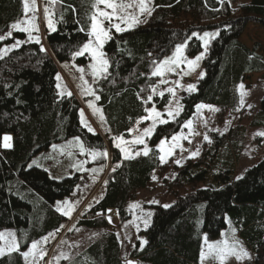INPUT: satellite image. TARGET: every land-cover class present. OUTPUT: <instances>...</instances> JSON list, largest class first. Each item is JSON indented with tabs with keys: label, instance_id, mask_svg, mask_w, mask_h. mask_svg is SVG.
<instances>
[{
	"label": "trees",
	"instance_id": "obj_1",
	"mask_svg": "<svg viewBox=\"0 0 264 264\" xmlns=\"http://www.w3.org/2000/svg\"><path fill=\"white\" fill-rule=\"evenodd\" d=\"M93 2L57 0L56 30L46 31L47 47L40 39L46 52L39 50L40 44L27 42L26 32L18 30L0 42V49L17 40L24 42L0 59V231H14L21 251L32 241L64 228L69 218L56 210L57 201L70 197L80 179V173L53 178L42 167H29L32 160L52 145L77 136L86 147L106 149L100 134L89 133L81 125L78 98L58 97L55 79L59 67L72 60V52L89 39ZM152 8L146 23L122 33L114 31L103 49L112 64L111 75L94 88L110 130L112 165L119 162L121 166L108 173L103 197L79 220L78 226L83 228L106 226L102 218L108 209L118 211L121 223L132 219L136 192L148 187L154 172L163 170L157 149L160 139L178 133L195 114L197 104L215 106L220 112L235 111L240 101L239 85L249 75L264 72L259 45L250 48L241 41L249 23L264 27V0H249L237 7L227 0L223 4L218 0H153ZM23 17L22 0H0V33ZM81 26L85 31H79ZM205 31L219 35L209 45L205 75L197 90L182 99L181 115L156 129L149 142V156L122 160L112 137H129L128 130L147 116L146 107L150 109L154 103L163 111L170 98L155 96L147 105L137 98L141 89L140 95L146 98L150 85L158 82L159 77H151L156 66L153 60L163 61L192 32L202 36ZM201 50L202 41L195 37L185 48L190 57ZM76 60L86 66L89 57ZM250 124L264 126V97ZM246 132V127L238 124L226 135L214 133L198 160L176 167L175 178L164 180L165 186L176 190L175 202L167 208L155 207L151 224L143 230L147 243L142 250L135 248L131 258L149 264H201L204 237L217 239L229 220L251 250V264H264V159L240 179L235 177ZM5 135L12 137L10 148L2 145ZM121 253L117 233L110 232L69 264H125ZM0 264H25V260L14 253L0 258Z\"/></svg>",
	"mask_w": 264,
	"mask_h": 264
},
{
	"label": "rangeland",
	"instance_id": "obj_2",
	"mask_svg": "<svg viewBox=\"0 0 264 264\" xmlns=\"http://www.w3.org/2000/svg\"><path fill=\"white\" fill-rule=\"evenodd\" d=\"M227 1L229 2V0ZM248 1L249 0H230L229 3L232 7H237ZM35 2L38 9L36 12L37 19L35 23L38 26L39 31H33L32 35L34 37L39 36V38L44 42V46L47 47L45 43V33L46 31H49V29L47 27V19L44 13V7L46 5L48 6L49 18L52 20L54 26L56 27V22L54 20L55 4L50 3V0H35ZM116 2H120V0H116ZM123 2L129 3L132 2V0H123ZM152 3L153 0H151L149 4L151 8ZM100 8H104V6L100 5ZM107 11H111V9H107ZM129 11L133 12L137 10L129 9ZM31 15L32 13L28 14L29 17H31ZM22 19H25V17H23ZM140 19L144 20L145 17H141ZM23 26L27 27L28 25L25 24ZM107 26V22H105V27ZM121 27H126V25L121 24ZM9 31H11L13 34L15 29L9 28L7 32L0 33V36H6ZM114 31L115 29L113 28L110 34L112 35ZM26 35L28 37L27 33ZM241 41L250 48H253L255 45H259V50L264 54V27L255 23H249L241 37ZM4 48L9 49L8 53L13 50L12 45L6 46ZM174 52L166 56L165 59L172 58ZM202 52H204L203 42L202 50L200 53ZM206 54L199 61L198 66L194 67L193 69H190L187 65V62L185 61L184 63H181L179 67L175 69L174 72L165 73L164 78L169 81L168 84H159V77L157 82V84H159V88L157 89V92H159L160 90H164L167 87H174L176 90V99L180 100V104L182 106L183 111L182 99L184 98V96L190 94L185 89L189 84H195L197 87L198 83L201 80L200 74L203 73L205 75L204 60ZM85 55L89 57L86 66L78 63L76 58L75 60L72 59L59 67V74L61 76V80L59 81V83L61 84V88L59 89V91H64L65 93L70 91L72 95L78 98L81 103V109L84 110L85 118L87 119L91 127L94 129V132L100 134L103 137L106 144L108 157L106 160L98 159L97 161L92 162L88 156L80 154L79 148L72 138L61 144L55 145V148L52 147L49 151L44 152L35 157L33 159L36 161L35 164L31 162V167H42L48 170L51 177L56 179L80 173L79 183L77 184V186L79 187L76 186L74 190L75 195L72 194L70 197L60 201L63 202L65 200H68L69 202L73 203L79 201V203L75 204L74 210L71 213V218L67 217L69 218L68 223L64 225L63 229L56 232L55 237H52L50 234L46 236L48 237L47 243L43 242V238L41 240H38L41 241L40 248H42L46 252V255L42 260H38L37 264H69L70 262L75 260L78 255L84 252L92 243L101 239L105 234H108L110 232H115L118 235L122 247L121 256L125 264H127L128 261H132L134 262V264H149L147 262H142L137 259L131 258L132 251L139 246L141 247V241L145 240L143 238V230L145 228L141 219H138V217L143 216L145 212H151L154 215L156 206L164 207V205H171L175 202L176 196L174 195V193L176 190L172 188L170 190L167 186H165L164 182L165 179L175 178V176L177 175L176 167H181L177 166L173 162L174 160L179 159L181 161L182 167L187 165L190 160H198L205 151L206 146H209L211 144V142L209 143L204 141L203 137L205 134H207L210 138V141H212V135L214 133H217L219 135H221L220 133H223V135H226L230 132L232 128L236 127L238 124L244 125L246 127L247 132L242 155L239 161L237 162L235 177H243L247 170H249L264 159V136L257 135V133L259 132H264V126L251 127L250 124L252 118L258 113L261 101L264 97V72L253 73L249 75L241 83L244 85V88L241 89L240 87H238L240 101L239 107L235 111L220 112L215 110L217 109L215 106L207 105L211 106V108L205 107L199 113H197L196 111L193 117L191 118L193 120V124L191 126V134H189L188 128H181L179 132L176 133L179 134L181 131H183L184 135L187 136V139L180 140L177 146L174 147L173 155L166 157L167 163L162 164L163 170H158L154 172L152 180L148 187L136 192L135 199L132 201L131 205L135 203L140 205V207H131L134 210V216L132 217V219L125 223H121L119 221L118 215H116V211L112 210L111 213L107 212L102 218L106 222V226L88 229L78 226L79 220L83 218V215H81V213L84 214L93 205L97 204V202L101 200L105 193L106 177L114 166L111 162L112 150L109 142V137L107 135L110 133V130L106 123L103 110L101 107L98 106L95 96L82 95V88L84 87V82L80 79L81 73L77 71L76 67H74V65H79L80 67H83L85 69V79L88 81V85L94 87V85L92 84L90 69L88 68V65L91 63V59L88 54ZM183 55L187 58V60L194 59L197 56H188L185 52V49ZM65 64H67V67H65ZM177 81L179 82L178 84L176 83ZM242 92L243 104L241 103ZM165 95L170 96L169 100L172 99L170 94L166 93ZM156 96L159 95L157 94ZM86 101L91 102L93 106L99 108L101 112H98L94 115L93 110L88 107V103H86ZM249 105H251V107H249ZM160 112L165 113V110H161ZM101 114L104 117L103 121H101L100 119ZM163 118L168 119L166 113L164 114ZM151 123V120H145L139 124L137 123L132 129H137L138 131H133L132 133H130L129 137L123 136L125 140L129 141V145L126 146L132 148L133 150L142 149L144 145L133 146L131 144V141L134 140L137 135H140L145 127H149ZM159 126L160 125L158 124V126L154 129V133ZM213 129H215V131H213ZM152 136L150 138L145 137V141L148 147ZM189 140L191 141V143L188 142ZM3 143L4 141L2 142V145ZM10 143L12 145V139ZM171 143L172 142L169 138V140L165 143V148H168L169 144ZM181 146L184 149H187V151L182 152ZM197 149H199V155L195 158H188L190 152L196 151ZM69 153H71V155H69ZM161 154L162 153H160V155ZM81 162H83V167L85 170L77 171L76 166L80 165ZM101 165H103V170L101 172L90 171L91 169L98 168ZM153 177H155V179ZM150 201H157L158 203H150ZM60 207L62 209L66 208V206L63 204H61ZM109 215H111L112 217V223H109ZM153 215L151 217V221ZM151 221L149 225L151 224ZM136 225H139V229H137ZM69 229H71V231H69ZM3 231L14 232L12 230ZM225 239H227L229 243L233 242L234 240L239 241L240 245H242L246 250L251 253V250L238 235L229 220H227V228L221 233V235L214 240L208 239V242L217 243L222 242ZM134 245L135 247H133ZM26 250H28V247ZM202 250H206L205 244L203 245ZM29 261L31 262V257L29 258ZM252 262L253 259L251 261H244L243 264H251ZM213 263H219V261L213 260L212 258H209L206 261L201 260V264ZM226 264H241V262L237 261L235 257H229L226 261Z\"/></svg>",
	"mask_w": 264,
	"mask_h": 264
},
{
	"label": "snow or ice",
	"instance_id": "obj_3",
	"mask_svg": "<svg viewBox=\"0 0 264 264\" xmlns=\"http://www.w3.org/2000/svg\"><path fill=\"white\" fill-rule=\"evenodd\" d=\"M57 0H50V3L55 4ZM151 0H132V2L125 3L123 0H120V2H116V0H94L92 4V8L94 9L93 13L89 17L90 20V26L89 31L87 32V35L89 36V39L87 42H84L82 45H80L77 50L72 52V59L75 60L78 57H82L85 54H88L91 59V63L88 65V68L90 69V75L92 77V84L98 86L101 80H106L111 75L109 72V69L112 67V64L110 63V59L108 58L107 54L103 51L104 46L106 42L110 41L112 39L111 30L114 28L117 33H122L126 30L131 29L135 25L144 22H147V17H151L153 8L149 6ZM219 3L223 4L224 0H218ZM230 2V0H229ZM23 5V13L25 19L16 21L10 25L11 29H15L18 31L26 32L28 34V41L32 42L34 41L37 44H40V51L46 52V49L41 44L39 36H33V31H39L38 26L36 25L35 21L37 19L36 12H37V5L35 0H22ZM100 5H103L104 8H100ZM107 9H111V11H107ZM129 9H136L137 11L130 12ZM73 12H75V9L73 8ZM29 13H32L31 17L28 16ZM44 13L45 17L47 19V27L49 29V32L55 31L56 28L52 22V20L49 18V11L48 6L46 5L44 7ZM141 17H145L144 20H141ZM118 21V22H114ZM105 22H107V27H105ZM79 24V21H77ZM27 24L28 26L25 27L23 25ZM121 24H125L126 27H121ZM79 31L83 32L85 31L84 28L81 26L79 28ZM219 33H209L205 31L203 35L196 32H192L190 37H187L183 43L177 44L175 46V52L172 58H166L163 61H155L153 60V64L156 65L154 70L151 72V77H160L159 84H168L169 81L165 79V73H171L174 72L177 67L181 63L187 62V65L190 69H193L194 67H197L199 64V61L203 58V56L206 54L208 47L211 43V40L215 39L216 36H218ZM12 32L9 31L6 36H0V42H3L5 39L11 38ZM195 37L197 39L202 40L203 42V48L204 52L197 55L194 59L187 60L186 57H184V49L188 46L189 40ZM22 43L19 40H17L13 45L12 48L16 49L19 48ZM9 49L4 48L0 49V59H3L5 55H7ZM149 56H151V53H149ZM251 59V57H250ZM65 67H67V64H65ZM76 67L77 71L81 73L80 79L84 82V87L82 88V95H88V96H95L96 100L100 99L99 95H96V89L92 86L88 85V81L85 79V69L83 67H80L79 65H74ZM203 73L200 74V78H203ZM55 79L57 80L56 88L59 90L61 88V84L59 81L61 80V76L59 73L56 74ZM179 83L178 81L176 82ZM159 84L156 85H150L151 92L147 97H143L140 95L141 92L144 91V89H141L140 92L137 93V98L142 101L143 104L147 105L150 102H153L154 96L157 94L161 99L164 98L165 94L168 93L171 95L172 99H170L166 105L165 113L167 114L168 119H164L163 116L165 113H162L158 111L155 107V104L153 103L152 107L145 108V112L148 113L147 116L140 118L137 123H141L145 120H151V125L149 127H145L142 130V133L140 135H137L134 140L131 141V144L134 145H144L142 149H135L133 150L130 147H127L126 145H129V141L125 140L123 136L119 137H112L114 142V147L119 149V151L122 154V160H133L137 157L143 155L144 157L149 156V153L151 149L148 147L145 137H151L154 134V129L159 125L167 124L169 122H175L177 121V118L181 115L182 112V106L180 104V100L176 99V90L174 87H167L164 90H160L157 92V89L159 88ZM241 89L244 88V85L241 84L239 86ZM187 92L192 93L197 90L195 84H189L187 88L185 89ZM57 95L60 99H63L65 95L71 96L72 93L68 91L65 93L64 91H58ZM182 99V98H181ZM88 103V107L93 110V114L95 115L98 112H101L99 108H96L93 106L91 102L86 101ZM241 103L243 104V92L241 93ZM196 111L199 113L202 109L205 107L211 108V106L204 105L203 103L197 104ZM251 107V105H249ZM216 111H219V109H215ZM80 116V122L81 125L87 129L89 133H93L94 129L91 127L87 119L85 118L84 110L81 109L79 111ZM101 121L104 120L103 115H100ZM192 124L193 120L188 119L181 128H188L189 134L192 133ZM129 133H132L133 131H138L137 129H129ZM215 131V129H213ZM223 135V133H220ZM259 136H264V132L257 133ZM11 137L5 135L3 137V147L4 148H10L12 147L10 141ZM187 139V136L184 135L183 131H181L179 134H173L170 137L171 144H169L168 148H165L166 141L169 140V137H163L160 139L159 144L157 146V149L161 155L158 156L159 161L161 164L167 163L166 157H169L173 155V149L177 146L180 140ZM204 141L211 142L210 138L207 134L203 137ZM75 144L79 148V152L81 155H86L90 158L92 162L97 161L98 159H104L106 160L108 157L107 150H99L92 147H85L84 142L81 140L79 136L73 138ZM191 143V141H188ZM51 147L55 148V145H52ZM181 151H187V149H184L181 146ZM71 155V153H69ZM199 155V149L196 151H192L189 154L188 158H195ZM177 166H182L181 161L179 159H176L173 161ZM33 164L36 163L35 160L32 161ZM121 166L118 162L116 167ZM31 167V165H29ZM116 167L112 168V171H116ZM77 171H83L85 170L83 167V162H81L80 165L76 166ZM103 170V165H101L98 168L91 169L90 171L93 172H101ZM155 179V177H153ZM241 177H238L237 179H240ZM108 182L105 181V184ZM79 187V186H77ZM75 195V193H73ZM79 203L77 202H69L68 200H65L63 202L57 201V208L56 210L58 212H62V214L66 217L71 218V213L74 210L75 204ZM150 203H158L157 201H150ZM63 204L66 206L65 209H62L60 205ZM132 208H138L140 205L138 204H132ZM165 208L170 207V205H164ZM109 213L112 212L111 209L107 210ZM103 213H98V215ZM118 211L116 212V215H118ZM83 215V213H81ZM151 212H145L143 216L138 217V219H141L144 228L147 229L149 226V223L151 221L152 217ZM109 223H112V217L111 215L108 216ZM63 225H61V228ZM137 229H139V225H136ZM59 229L55 230V232L50 233L52 237H55L56 232H58ZM71 231V229H69ZM48 237L43 238V242L47 243ZM146 240L141 241V249H143V245L146 244ZM41 241H32L30 246L28 247V250L21 251V244L20 241L17 238V234L15 232H4L0 231V258H3L5 256L11 257L14 253L20 254L24 260L25 264H37L38 260H42L44 256L46 255V252L40 248ZM204 244L206 246V250L201 251V260L206 261L209 258H212L213 260H218L219 264H226V261L229 257H235L237 261H240L241 264H243L244 261H251L253 259L252 254L246 250L242 245H240L239 241H233L229 243L227 239H225L222 242L217 243H209L207 236L204 237ZM135 247V245L133 246ZM31 257V262L29 261V258ZM258 258V257H257ZM127 264H134L132 261H128Z\"/></svg>",
	"mask_w": 264,
	"mask_h": 264
},
{
	"label": "crops",
	"instance_id": "obj_4",
	"mask_svg": "<svg viewBox=\"0 0 264 264\" xmlns=\"http://www.w3.org/2000/svg\"><path fill=\"white\" fill-rule=\"evenodd\" d=\"M11 137V136H10ZM12 138V137H11Z\"/></svg>",
	"mask_w": 264,
	"mask_h": 264
}]
</instances>
